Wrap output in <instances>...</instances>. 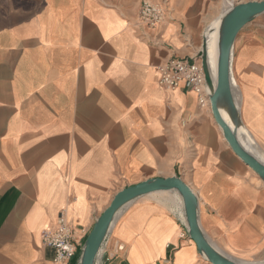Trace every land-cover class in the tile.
Masks as SVG:
<instances>
[{
    "label": "crops",
    "instance_id": "1",
    "mask_svg": "<svg viewBox=\"0 0 264 264\" xmlns=\"http://www.w3.org/2000/svg\"><path fill=\"white\" fill-rule=\"evenodd\" d=\"M141 2L0 0V264H56L41 235L60 217L80 249L118 191L173 176L195 194L218 251L264 263V183L231 151L210 107L183 85L157 83L168 60H200L222 0H168L155 28L139 22ZM230 71L239 140L264 157V14L237 35ZM168 194L173 204L154 198ZM102 261L208 264L175 192L125 207Z\"/></svg>",
    "mask_w": 264,
    "mask_h": 264
},
{
    "label": "water",
    "instance_id": "2",
    "mask_svg": "<svg viewBox=\"0 0 264 264\" xmlns=\"http://www.w3.org/2000/svg\"><path fill=\"white\" fill-rule=\"evenodd\" d=\"M263 14L264 0L231 5L218 17L221 22L214 80L207 61L205 32L200 61L205 75L210 110L224 140L234 155L264 183V157L255 148L244 145L239 140V134L243 129L232 95L230 71L233 46L237 35L247 24ZM224 113L227 119L224 118ZM160 192H175L179 196L185 233L206 263L240 264L222 254L208 241L199 225L197 198L177 176L148 179L118 191L95 221L79 250L76 264H98L99 260H102L104 244L121 211L139 198Z\"/></svg>",
    "mask_w": 264,
    "mask_h": 264
},
{
    "label": "built area",
    "instance_id": "3",
    "mask_svg": "<svg viewBox=\"0 0 264 264\" xmlns=\"http://www.w3.org/2000/svg\"><path fill=\"white\" fill-rule=\"evenodd\" d=\"M167 4L168 0H158L157 2L142 0L138 12L139 22L149 28L161 25L165 20ZM157 73V83L162 89L174 91L183 85L195 94L200 108L208 109L210 107L205 75L200 60L172 58L159 65ZM73 235L72 226L62 217L58 219L54 229L42 232L43 244L54 251V263L69 264L78 254L80 249H78ZM98 264H103V261L99 260Z\"/></svg>",
    "mask_w": 264,
    "mask_h": 264
},
{
    "label": "bare ground",
    "instance_id": "4",
    "mask_svg": "<svg viewBox=\"0 0 264 264\" xmlns=\"http://www.w3.org/2000/svg\"><path fill=\"white\" fill-rule=\"evenodd\" d=\"M228 9L229 8H227L225 11H227ZM220 22H221V19L213 21L205 31L207 61H208V65H209L213 80L215 79V76H216V62H217V55H218V39H219L218 37L220 34ZM223 115H224V118H227L225 113ZM166 196L167 198L166 197H155V196L154 198H157V199L164 198L166 202L168 203L171 202L173 204V202L170 199V195L168 194Z\"/></svg>",
    "mask_w": 264,
    "mask_h": 264
},
{
    "label": "rangeland",
    "instance_id": "5",
    "mask_svg": "<svg viewBox=\"0 0 264 264\" xmlns=\"http://www.w3.org/2000/svg\"><path fill=\"white\" fill-rule=\"evenodd\" d=\"M248 1H259V0H222V4L225 7V10L227 8H230L231 5H234L236 3H244V2H248ZM220 18L216 19L219 20Z\"/></svg>",
    "mask_w": 264,
    "mask_h": 264
}]
</instances>
